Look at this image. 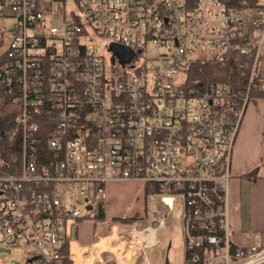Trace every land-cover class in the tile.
<instances>
[{
    "label": "built area",
    "instance_id": "2783aa9c",
    "mask_svg": "<svg viewBox=\"0 0 264 264\" xmlns=\"http://www.w3.org/2000/svg\"><path fill=\"white\" fill-rule=\"evenodd\" d=\"M0 84V264H61L65 240L73 264L71 232L110 181L154 190L148 220L113 222L82 264H137L156 205L179 207L190 264H264L227 226L231 149L264 88V0H0Z\"/></svg>",
    "mask_w": 264,
    "mask_h": 264
},
{
    "label": "crops",
    "instance_id": "0c3cea01",
    "mask_svg": "<svg viewBox=\"0 0 264 264\" xmlns=\"http://www.w3.org/2000/svg\"><path fill=\"white\" fill-rule=\"evenodd\" d=\"M253 169L255 175L251 177L248 173ZM229 174L227 185L229 241L233 247L251 243L263 247L264 95H256L245 109L230 153ZM127 188H132L133 192L127 194L125 192ZM147 209L149 206L145 203L144 187L141 183L110 181L107 183L106 198L103 202L104 221L98 223L102 225L112 217H140L142 214L147 215ZM142 220L146 222L147 218L144 217ZM83 224L84 221H80L77 233L75 231L70 235L69 254L73 264H82L84 250L103 237L98 231L87 234L85 230L79 228ZM74 235L76 237H73ZM157 239L159 242L158 237ZM162 254L163 251L154 252L157 260ZM143 258L145 260L142 263L148 264L145 251ZM100 259L101 264H114L113 256L108 251H103ZM156 259L153 260L156 262Z\"/></svg>",
    "mask_w": 264,
    "mask_h": 264
},
{
    "label": "rangeland",
    "instance_id": "374dc122",
    "mask_svg": "<svg viewBox=\"0 0 264 264\" xmlns=\"http://www.w3.org/2000/svg\"><path fill=\"white\" fill-rule=\"evenodd\" d=\"M9 22V21H8ZM118 55L126 59L127 53L129 50L122 46H117ZM150 52H154V49L149 50ZM124 191V190H121ZM127 194H131L133 192L132 188H127L125 190ZM119 197V196H118ZM120 199V198H119ZM157 209H160L164 215V224L157 228L156 235L159 238V242L156 245H153L145 250V255L148 257V264H184V256H185V247L183 243V235H182V225H181V211L178 206L174 208L171 214H166V209L161 205H156ZM161 214V213H160ZM155 216H158L154 212ZM160 216V215H159ZM145 218L148 220V216L145 215ZM113 222L105 221L104 223L99 224L98 222H94L92 220L84 221L83 226H79L81 230H85L87 234H90L92 231H98L100 235L110 232V227ZM79 223L77 224L78 227ZM76 230L71 232L74 233ZM77 233V231H76ZM77 235V234H76ZM74 235L73 237H76ZM155 251H163L162 256L157 260L154 252ZM0 253L12 255L11 249L6 246L0 245ZM156 259V262L153 260ZM145 258L139 257L137 260V264H143L142 262ZM9 262L6 264H20L17 257L10 256ZM147 264V263H144ZM214 264H223L222 259H217L214 261Z\"/></svg>",
    "mask_w": 264,
    "mask_h": 264
},
{
    "label": "trees",
    "instance_id": "16d2710c",
    "mask_svg": "<svg viewBox=\"0 0 264 264\" xmlns=\"http://www.w3.org/2000/svg\"><path fill=\"white\" fill-rule=\"evenodd\" d=\"M210 70V67H208V69L205 70L204 73H207ZM0 88H3L2 85L0 84ZM251 93L253 95H264V88H254L251 90ZM4 124L3 121L0 120V128L3 129ZM249 176H254L255 175V169H253L252 171H250L248 173ZM154 190L152 188H150L148 186V184L146 185L145 189H144V196H145V203L148 197V194L150 192H153ZM97 208L99 210L98 214L96 215H91V216H87L84 218V220H92L94 222H102L104 221V212H103V205L102 202H98L97 204ZM133 220V217H112L110 219V221L112 222H117V223H126L129 224L131 223ZM63 254H64V258L61 264H72L71 261L69 260L68 256H67V247H66V240L65 242H63ZM188 257H189V253L185 250V256H184V264H190L188 261ZM204 262L202 261V259H200L196 264H203Z\"/></svg>",
    "mask_w": 264,
    "mask_h": 264
},
{
    "label": "water",
    "instance_id": "95a60500",
    "mask_svg": "<svg viewBox=\"0 0 264 264\" xmlns=\"http://www.w3.org/2000/svg\"><path fill=\"white\" fill-rule=\"evenodd\" d=\"M132 264H134V262H132Z\"/></svg>",
    "mask_w": 264,
    "mask_h": 264
}]
</instances>
